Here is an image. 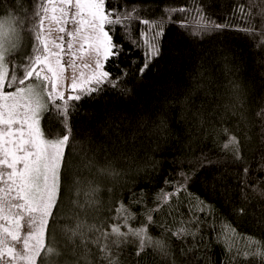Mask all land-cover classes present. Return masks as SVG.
<instances>
[{"label":"trees","instance_id":"1","mask_svg":"<svg viewBox=\"0 0 264 264\" xmlns=\"http://www.w3.org/2000/svg\"><path fill=\"white\" fill-rule=\"evenodd\" d=\"M31 11L33 0H17ZM13 0H0V8ZM260 0H109L106 11L139 6L142 19L165 18L166 8H203L217 24L227 25L202 37L181 27L196 16L194 11L174 13L166 24L161 41V53L143 75L139 69L144 62L140 31L146 27L133 21L130 30L116 28L114 42L123 45L118 58L110 59L105 70L113 77L127 71L118 88L103 85V90L85 96L70 112L69 125L79 146L68 156L66 176L58 207L53 210L56 221L49 222V235L54 230L56 246L61 256L56 264H77L73 246L61 229L72 226L74 218L87 216L88 223H113L120 202L136 214L133 227L143 222L145 215L157 207V197L175 191L183 182L180 173L187 174V192H181L159 212H152L149 233L168 240L174 256L183 251L178 264H230L224 246L217 242L221 229L231 225L241 236L264 240V198L252 192V187L264 189V46L257 47L259 37L238 31L261 19L239 11L250 9ZM253 17L257 11L251 8ZM2 14V13H0ZM135 42V44H134ZM31 38L25 33L20 57L30 52ZM187 106L179 103L193 89ZM126 89V92L120 91ZM42 127L63 134L64 129L53 116L42 120ZM227 128L240 140L241 159L222 151ZM87 151L96 155V163L105 166V157L116 176L97 174L81 167V155ZM67 155V153H66ZM206 158V159H205ZM248 172L245 173L244 169ZM74 178L84 181L77 186ZM98 187L96 206L81 211L74 202L84 203L88 187ZM245 195L248 197L245 202ZM208 206L205 213L191 210L194 199ZM243 207L245 213L237 210ZM198 219L199 224L191 221ZM186 225L195 233L183 239L172 237L166 229L175 231ZM78 244L79 241L77 240ZM243 246L242 239L236 240ZM95 251V249H93ZM79 254V250H77ZM124 264H167L166 260L146 249L136 255L134 244L121 252ZM239 264H245L243 260Z\"/></svg>","mask_w":264,"mask_h":264},{"label":"snow or ice","instance_id":"2","mask_svg":"<svg viewBox=\"0 0 264 264\" xmlns=\"http://www.w3.org/2000/svg\"><path fill=\"white\" fill-rule=\"evenodd\" d=\"M107 2L109 0H33L29 11L13 0L10 9L8 6L0 8V264H56L54 258L61 256L54 230L49 235V222L51 220L54 224L56 221L53 210L58 207L68 156L74 155L79 146L73 137L69 116L75 109L74 101L102 91L103 85L118 88L128 74L125 70L113 77L105 70V64L118 58L123 51V45L116 44L113 39L116 28L122 27L127 33L133 21L146 27L147 31H140L144 62L139 73L143 75L152 61L159 57L165 26L172 22L174 13H196L195 17L180 25L190 29V34L196 37L227 27L212 21L199 7L194 10L166 8L167 19L150 20L141 18L139 13L142 9L136 5L130 9L113 7L106 11ZM251 8L257 9L254 17ZM251 8L241 6L239 11L253 19H261L259 31L255 24L237 30L249 38L259 37L255 43L261 47L264 46V0ZM69 25L73 26L71 30ZM25 33L32 41L30 52L22 55L17 63L16 56L22 50ZM65 57H69L67 64ZM87 57H91V62L76 63L77 60L85 61ZM67 67L73 69L70 91L74 94L66 96L63 86ZM77 69H81L79 76L75 75ZM199 87V82L194 83L185 99L178 102L187 106L194 90ZM120 91L127 90L120 88ZM46 116L56 118L64 129L62 135L45 131L42 120ZM222 131L226 140L221 150L237 160L241 159L240 138L227 128ZM80 159L85 170L91 172L95 168L97 174L119 175L107 157L104 167L95 162L94 153L89 155L85 151ZM244 172L247 173L248 169L245 168ZM180 175L183 182L175 185L174 192L158 196L157 207L145 215L139 226L133 227L136 214L123 202L114 209V222L107 228L103 224L88 223L86 215L83 219L77 215L72 226L61 229L73 246L72 255L77 264H124L121 252L128 244L136 246L137 256L151 249L167 264H178L183 251L174 256L168 240L163 235L153 237L148 229L153 223L152 212H159L166 205L170 207L174 196L187 192L190 177L185 173ZM83 183L74 178L77 197ZM98 191V187L88 182L84 203L78 199L75 206L83 212L94 208ZM252 192L264 198V189L253 186ZM244 199L247 202L248 197L245 195ZM191 210L205 213L209 209L203 201L195 198ZM237 212L243 215L245 209L241 207ZM191 223L198 225L199 220ZM165 231L178 239L195 235L186 225L175 231ZM237 239L244 241L243 246L237 245ZM216 240L224 246L230 264H239L241 260L245 264H264V240L253 236L241 237L231 225L221 229Z\"/></svg>","mask_w":264,"mask_h":264},{"label":"rangeland","instance_id":"3","mask_svg":"<svg viewBox=\"0 0 264 264\" xmlns=\"http://www.w3.org/2000/svg\"><path fill=\"white\" fill-rule=\"evenodd\" d=\"M73 26L72 25H69V29L71 30ZM54 35H58L57 33H54ZM68 40V37L65 35V41ZM76 47H79V44L76 45ZM69 61V57H65V63L67 64V62ZM82 62H91V57H87L85 61H81V60H77L76 63L77 64H81ZM81 69H77L76 72H75V75L79 76V71ZM87 71V70H85ZM67 79L65 80L64 82V90H65V95H72L74 93H72L70 91V84H71V78L73 76V69L71 67H67L66 68V73H65Z\"/></svg>","mask_w":264,"mask_h":264}]
</instances>
